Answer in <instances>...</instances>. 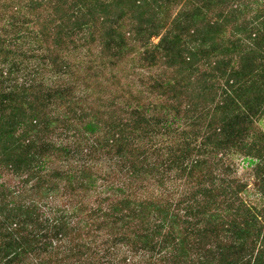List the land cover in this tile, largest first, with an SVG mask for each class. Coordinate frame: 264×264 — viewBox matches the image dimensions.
<instances>
[{"label":"trees","instance_id":"1","mask_svg":"<svg viewBox=\"0 0 264 264\" xmlns=\"http://www.w3.org/2000/svg\"><path fill=\"white\" fill-rule=\"evenodd\" d=\"M261 120L264 0H0V264H264Z\"/></svg>","mask_w":264,"mask_h":264},{"label":"rangeland","instance_id":"2","mask_svg":"<svg viewBox=\"0 0 264 264\" xmlns=\"http://www.w3.org/2000/svg\"><path fill=\"white\" fill-rule=\"evenodd\" d=\"M159 38H153V41L154 42H158ZM84 68V67H82ZM82 72H88V71H82ZM89 74H90V77H89V81L92 82L90 83V86H91V90L94 89L95 87H97L98 85H101L102 83H106L107 82H110V78L108 75H104L103 77H97V76H100V75H96V73H93V71H89ZM105 74H108L105 73ZM88 78V76H86ZM88 81V82H89ZM112 93H107L106 92V97H108V95H110ZM259 127L264 131V120H261L259 123H258ZM235 168L236 170L238 171L237 174L240 178H242L243 180H246L249 184H250V192L252 193L251 194V199L252 200H255V198L257 197V195H254V192L256 191L255 190V185H254V178L252 177L251 175V168L248 167V163L246 161H243V159H236L235 160Z\"/></svg>","mask_w":264,"mask_h":264}]
</instances>
